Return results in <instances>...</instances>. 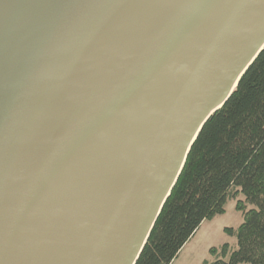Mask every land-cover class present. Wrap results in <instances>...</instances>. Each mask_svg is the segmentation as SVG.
<instances>
[{
	"label": "water",
	"instance_id": "water-1",
	"mask_svg": "<svg viewBox=\"0 0 264 264\" xmlns=\"http://www.w3.org/2000/svg\"><path fill=\"white\" fill-rule=\"evenodd\" d=\"M264 0H0V264H136Z\"/></svg>",
	"mask_w": 264,
	"mask_h": 264
},
{
	"label": "trees",
	"instance_id": "trees-1",
	"mask_svg": "<svg viewBox=\"0 0 264 264\" xmlns=\"http://www.w3.org/2000/svg\"><path fill=\"white\" fill-rule=\"evenodd\" d=\"M235 200L242 222L224 229L235 247L211 249L205 264H264V50L202 128L136 264H171Z\"/></svg>",
	"mask_w": 264,
	"mask_h": 264
},
{
	"label": "rangeland",
	"instance_id": "rangeland-1",
	"mask_svg": "<svg viewBox=\"0 0 264 264\" xmlns=\"http://www.w3.org/2000/svg\"><path fill=\"white\" fill-rule=\"evenodd\" d=\"M242 195L238 199H242ZM235 201H228L224 213L203 222L194 236L181 248L171 264H205L212 262L211 249H218L225 243L235 247V239L227 237L225 228L236 229L242 222L241 214L235 211Z\"/></svg>",
	"mask_w": 264,
	"mask_h": 264
}]
</instances>
